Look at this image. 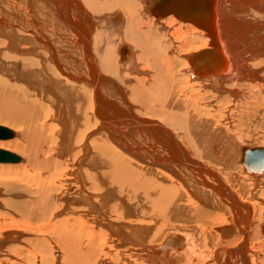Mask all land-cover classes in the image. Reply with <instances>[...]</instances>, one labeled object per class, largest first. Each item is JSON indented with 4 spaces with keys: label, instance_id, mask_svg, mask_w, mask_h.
<instances>
[{
    "label": "bare ground",
    "instance_id": "6f19581e",
    "mask_svg": "<svg viewBox=\"0 0 264 264\" xmlns=\"http://www.w3.org/2000/svg\"><path fill=\"white\" fill-rule=\"evenodd\" d=\"M237 2L0 0V264H264V0Z\"/></svg>",
    "mask_w": 264,
    "mask_h": 264
},
{
    "label": "rangeland",
    "instance_id": "374dc122",
    "mask_svg": "<svg viewBox=\"0 0 264 264\" xmlns=\"http://www.w3.org/2000/svg\"><path fill=\"white\" fill-rule=\"evenodd\" d=\"M238 0H234V2H237ZM239 1H242V2H245L246 0H239ZM241 2V3H242ZM238 3V2H237ZM256 6V8L257 7H259V6H257V5H255ZM144 7L146 8V5L144 4ZM248 13H249V10L248 9H246L245 10V12H244V16L246 17L247 15H248ZM150 16V15H149ZM90 17H91V20L97 25V22H98V16L97 15H95V14H91L90 15ZM151 18H153V19H155V20H163V19H166V18H168V17H172V19L176 22V23H181V24H185V22H182L181 20H179V19H177V18H175L173 15H169V16H167V17H162V18H159V19H157V18H155V17H153V16H150ZM227 18H234V17H227ZM186 24H190V23H186ZM192 25V24H191ZM194 26V25H193ZM195 27V26H194ZM197 30H201V29H199V28H197V27H195ZM202 31V30H201ZM202 32H204V33H206L205 31H202ZM62 38H66V39H69L67 36H63ZM125 45V44H124ZM126 46V45H125ZM136 52H138V51H136ZM121 63V62H120ZM121 64H125V63H121ZM3 121H0V124H4V125H6L7 127H10V128H12L15 132H16V130H18L19 132L21 131V127L19 126V124L17 123V124H14V123H2ZM11 125V126H10ZM12 125H14V126H12ZM17 126V127H16ZM20 127V128H19ZM17 131V133H19ZM176 135H177V133H176ZM18 137H15L14 139H12V140H8V141H0V145L2 144V146H3V144L5 143V146H10V142H13V141H15V139H17ZM9 143V144H8ZM2 149V148H1ZM11 148H9V150H10ZM13 149V150H12ZM11 149V152H13L14 150H16V149H14V148H12ZM16 152H18V153H16ZM14 154H16V155H18L20 158H21V161H20V163L22 162V161H24V158L25 157H23V153L22 152H20V151H15V152H13ZM21 153V154H20ZM20 155H22V156H20ZM20 163H18V164H20ZM18 164H16V165H18ZM0 166H14V165H6V164H0ZM1 188L3 189V187L1 186ZM17 229V228H16ZM27 228H25L24 230H26ZM24 230H22V232H25ZM19 231V230H18ZM21 231V230H20ZM4 232V231H3Z\"/></svg>",
    "mask_w": 264,
    "mask_h": 264
},
{
    "label": "water",
    "instance_id": "95a60500",
    "mask_svg": "<svg viewBox=\"0 0 264 264\" xmlns=\"http://www.w3.org/2000/svg\"><path fill=\"white\" fill-rule=\"evenodd\" d=\"M13 132L10 129L0 126V139H8L13 136ZM17 157L7 151L0 150V163H16Z\"/></svg>",
    "mask_w": 264,
    "mask_h": 264
}]
</instances>
